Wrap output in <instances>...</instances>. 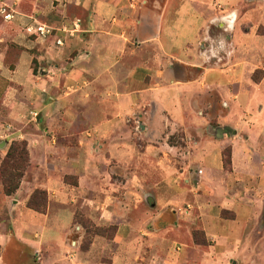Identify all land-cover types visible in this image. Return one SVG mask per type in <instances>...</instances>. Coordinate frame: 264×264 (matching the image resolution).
Returning <instances> with one entry per match:
<instances>
[{
	"label": "crops",
	"instance_id": "crops-1",
	"mask_svg": "<svg viewBox=\"0 0 264 264\" xmlns=\"http://www.w3.org/2000/svg\"><path fill=\"white\" fill-rule=\"evenodd\" d=\"M3 3L13 17H0V130L9 126L10 136L0 166L13 141L26 142L28 164L11 195L0 180V264H151L170 242L168 230L145 231L151 199L157 210L196 208L220 244L258 226L264 0ZM32 23L50 34L29 33ZM36 190L46 194L44 212L27 205ZM76 212L114 226L112 237L81 249ZM185 257L167 261L214 264Z\"/></svg>",
	"mask_w": 264,
	"mask_h": 264
},
{
	"label": "rangeland",
	"instance_id": "rangeland-1",
	"mask_svg": "<svg viewBox=\"0 0 264 264\" xmlns=\"http://www.w3.org/2000/svg\"><path fill=\"white\" fill-rule=\"evenodd\" d=\"M251 9H253V6H241L238 15H245L246 13L250 12ZM257 33L264 35V27H259L257 29ZM33 72L35 75H40L36 66H33ZM258 77L259 72H256L253 75V79L257 80ZM2 113L4 115V112ZM35 116L36 115H34V118H36ZM128 123L134 126L133 131L135 135H139L140 129L137 119H128ZM169 141L171 143H175L176 141L180 142L179 134H175L174 136L170 137ZM14 144L16 143L14 142ZM25 148L27 150V146ZM223 153L224 156H228L229 150L226 149ZM27 164L28 153L27 163L25 164H21L20 161L15 160V157L9 158L5 161L4 172L7 173V176H15L19 173L18 170H20L22 167L25 171ZM225 168H227V165H225ZM14 182H17V179H14ZM37 198V202L43 205L44 197L39 196ZM187 203L192 205L190 202ZM146 209L148 211L146 212L147 222L145 225V231L152 233H154V231H157V233H164L168 230L166 236L170 239V242L167 244L168 248L165 252V255L163 252L158 251L157 255L153 256L151 264H172L168 263L167 258H177V255L179 257L182 252L185 253V258H187V260L193 258L207 259L213 261L214 264H264V205L258 218L259 224L256 228H251L244 231L238 229L234 230V237L239 241L235 245L220 244L218 239L207 237L206 231L208 232L210 230H205L202 228L200 212H198L196 208H188L187 204H184L181 208L171 205L165 207L162 210H157L155 203L151 199L149 200L148 204L146 203ZM221 217L223 219H233L234 214L228 211H222ZM96 220L97 218L94 215L86 217L82 213H75V228L78 229L79 225H83L85 230L81 249H86L88 247V243L90 242L89 240L92 237H112L115 227H96L94 224ZM179 226L182 227L179 228ZM186 226L190 228L189 231L186 229ZM226 232L228 233V229L224 227H221L218 231V233L221 235H225ZM232 232L233 230L231 233ZM189 233L192 236L193 244L186 245L185 243L188 241ZM177 264H179V262ZM184 264H192V262L190 263L189 260Z\"/></svg>",
	"mask_w": 264,
	"mask_h": 264
},
{
	"label": "trees",
	"instance_id": "trees-1",
	"mask_svg": "<svg viewBox=\"0 0 264 264\" xmlns=\"http://www.w3.org/2000/svg\"><path fill=\"white\" fill-rule=\"evenodd\" d=\"M14 142L16 144H14ZM13 143V144H12ZM26 143L24 141H13L10 143L8 150L6 152V155L3 157L1 166H0V178H1V183L3 185V190L6 195H11L14 193V191L18 188L19 181L21 177L23 176L24 169L23 167L18 170L19 173L15 176H7V173L4 172V167H5V161L9 158H14L15 160L20 161V163L25 164L27 163V150H26ZM229 155L224 157V165H227L229 163ZM24 166V165H23ZM14 179H17V182H14ZM42 196L44 197V203L43 205L39 204L37 202V197ZM28 207L39 211V212H44L45 206H46V194L42 190H36L31 197L28 200L27 203Z\"/></svg>",
	"mask_w": 264,
	"mask_h": 264
},
{
	"label": "built area",
	"instance_id": "built-area-1",
	"mask_svg": "<svg viewBox=\"0 0 264 264\" xmlns=\"http://www.w3.org/2000/svg\"><path fill=\"white\" fill-rule=\"evenodd\" d=\"M0 17L3 18V20L5 21H10L13 17V13L7 11V7L3 3V0H0ZM27 31L31 34H36L37 36L44 38L50 34L51 29L46 24L32 23L27 27ZM8 132L9 126L0 130V142L9 139L10 136Z\"/></svg>",
	"mask_w": 264,
	"mask_h": 264
},
{
	"label": "water",
	"instance_id": "water-1",
	"mask_svg": "<svg viewBox=\"0 0 264 264\" xmlns=\"http://www.w3.org/2000/svg\"><path fill=\"white\" fill-rule=\"evenodd\" d=\"M6 141L0 142V149H3L5 147Z\"/></svg>",
	"mask_w": 264,
	"mask_h": 264
}]
</instances>
